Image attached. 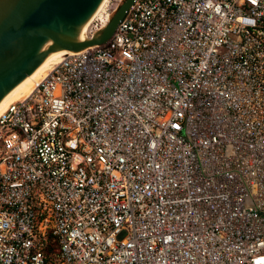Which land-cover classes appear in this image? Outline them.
<instances>
[{
    "label": "built area",
    "instance_id": "obj_1",
    "mask_svg": "<svg viewBox=\"0 0 264 264\" xmlns=\"http://www.w3.org/2000/svg\"><path fill=\"white\" fill-rule=\"evenodd\" d=\"M0 264H264V0H135L9 102Z\"/></svg>",
    "mask_w": 264,
    "mask_h": 264
},
{
    "label": "water",
    "instance_id": "obj_2",
    "mask_svg": "<svg viewBox=\"0 0 264 264\" xmlns=\"http://www.w3.org/2000/svg\"><path fill=\"white\" fill-rule=\"evenodd\" d=\"M102 0H0V102L46 53L105 43L135 0H124L109 23L88 39L78 30Z\"/></svg>",
    "mask_w": 264,
    "mask_h": 264
},
{
    "label": "bare ground",
    "instance_id": "obj_3",
    "mask_svg": "<svg viewBox=\"0 0 264 264\" xmlns=\"http://www.w3.org/2000/svg\"><path fill=\"white\" fill-rule=\"evenodd\" d=\"M105 1L108 2V0H102L96 10L93 12V14L88 18L87 21L84 22V24H82V26L78 30L79 39H88L90 37V35L87 33V30L90 27L95 16L103 9L102 7L106 5H104ZM110 16L111 14H109L104 19L105 27L109 23L108 21H110ZM71 52L72 50H69L68 48H59L52 52L46 53L43 60L36 67V69L31 74L27 75L24 80H22L16 86V88L13 89L10 94L0 102V112L7 106L9 102L30 94L34 87L44 78L47 72L52 68V66L58 63L64 57V55L69 54Z\"/></svg>",
    "mask_w": 264,
    "mask_h": 264
},
{
    "label": "rangeland",
    "instance_id": "obj_4",
    "mask_svg": "<svg viewBox=\"0 0 264 264\" xmlns=\"http://www.w3.org/2000/svg\"><path fill=\"white\" fill-rule=\"evenodd\" d=\"M124 0H122L121 2H120V0H108V2L107 1H105V3H104V5L105 6H103L102 8V10L99 12V14L100 13H103V18H105L106 17V15L107 14H111V16L109 17V20H110V18L112 17V15L115 13V11L119 8V6L121 5V3L123 2ZM107 2V3H106ZM118 3H120L119 4V6L117 7V5H118ZM109 22V21H108ZM105 26L103 25V28H104ZM88 30H89V28H88ZM88 30H87V33H88Z\"/></svg>",
    "mask_w": 264,
    "mask_h": 264
}]
</instances>
